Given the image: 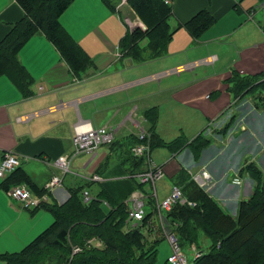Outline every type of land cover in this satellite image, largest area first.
<instances>
[{
  "label": "crops",
  "instance_id": "obj_1",
  "mask_svg": "<svg viewBox=\"0 0 264 264\" xmlns=\"http://www.w3.org/2000/svg\"><path fill=\"white\" fill-rule=\"evenodd\" d=\"M108 1L115 7L114 11L107 9L101 0H74L59 18L63 30L68 33L70 38L75 41L85 53L87 51L84 44L86 37H92L94 42L99 43V41L95 40V38L98 37V39L106 43L105 52L100 54L102 56L97 58V60L93 61L89 56L90 53H86L88 57H90L92 63L83 72V76L80 75L81 73L73 76L68 65L60 58L55 47L40 33L29 38L19 49L17 54L20 63L33 79V84L30 87L31 96L24 97L9 78L0 76V161L3 153L8 151L14 153L20 161V165L15 170V174L13 173V176H8L3 180L0 179V197L4 209L5 207L8 210L14 208V210L20 214V218L26 219L30 218V216H34V212L40 209L37 208L36 210L27 211L12 200L20 209L29 212L30 216L20 211L7 199V195H5L7 193V188L15 183L26 184L21 178L25 173L26 176L24 175V177L30 182V185H33L29 186L26 184L31 188L30 190L32 193L36 195L42 194L47 181L54 174L58 173L51 165V161L71 151V138L73 136V126L75 124L79 122L88 123L92 128H99L100 126L112 127L115 129L116 143L121 138H132L134 141V138H136L135 136L138 134L137 129H143V125L145 124H147V128L148 125L152 123V117H149L151 112H149L147 116H145V114L147 111H152L156 108L159 110L157 117L170 114L173 118L180 116L183 119L187 116V120L183 119L185 131L190 130L191 124L195 121H198L199 124H206L204 131H202V126L199 133L195 132L193 135L191 134V136L183 140L184 144H179V146L187 145V143L191 142L199 134L207 136L206 132L209 128L217 129V127H224L226 124H231L229 132H227L224 137H219L216 131L210 135V139L214 136L217 138L216 143L219 144L217 149L224 147L223 150L219 149V151L215 149L214 155L217 156L218 154V157L216 158V156H214V161L212 162L207 160V149L201 154L200 160L196 162L192 159L190 151L184 150L176 154L172 152L166 158V155L169 154L167 152L160 157V161L157 164L152 158V152L151 158L157 165L162 167L164 176L168 173L169 177H172L181 169L184 170L188 168H192V173H194L199 169L197 164H200L205 167L212 179V185L209 187L208 192L222 205L226 206L230 197H233L235 201H240L241 198H247L251 193V187L246 183L241 187L232 186L229 183L230 179L225 175L230 173L231 164L240 168L244 162H254L257 166H259V164L256 162H260L264 166V158H261L264 155V145H261V142H258L257 145L253 144L258 141L255 140L259 139L258 137L261 135H263L262 140L264 141V101H262V105L260 106H255V103H249L250 105L246 110L252 115H250L251 118L249 116L247 117L248 122L245 124L247 128H244V118V121H242L240 118L241 115L237 114V117L234 111L239 100L235 101L236 98L233 100L230 98V90L234 82L230 84L228 79L232 76L230 75V72H233L232 68L229 70L227 69L224 73L201 76L204 78L200 79L193 76L188 84L174 89H170L169 87H157L155 81L160 77H165L169 73H179L185 68L191 69L193 66L192 64L185 68L177 66V68L172 71L151 74L149 76H140L134 81L120 82L116 87L101 92H96L91 88L84 89L81 87V84L86 82V80L89 81L97 77L95 72L97 69L103 72L104 69L110 67V65L122 61V58H126L122 56V58L116 59L118 55L114 54L116 51L119 54L118 47L115 48L111 44L107 37L108 33L101 28V19L105 15V12H111L113 14L116 12L115 14H117L119 18H123L124 20L127 19L131 21L132 24L137 23V21L141 23L139 18H137L129 8L127 2L124 3L123 0ZM240 1L241 0H174L171 6L172 15L169 20L172 19L174 23L176 22L175 29L178 25L186 23L203 9L212 13L215 17V22L203 33L206 32V34H209L211 30H215L216 32L220 31V33L216 34L214 37H209L205 42L215 40L221 43L220 39L222 38L231 40L232 43L240 48L237 52L240 58L234 65L237 69L235 71L241 74V76L246 75V73L247 75H253L264 71V33L262 27H260V30L263 34L254 23H247V21L252 18L246 20L249 12H247L245 16V7L240 4ZM22 18L23 10L15 0H0V41L10 32L12 26L17 24ZM177 29L180 30L183 29V27ZM177 29L175 33L178 31ZM192 40L194 41V39ZM80 43L83 44V46H81ZM126 59L129 60L127 62L128 68L140 64L134 62L131 58ZM213 60V57H208L203 62L211 63ZM99 65H102V67H99ZM93 69L96 70L92 71ZM138 83H141L143 86L154 83L155 90L147 92L145 88L144 96L140 100H132L130 95L125 94V91L131 89L133 85ZM115 93L114 99L115 102H118L114 107L110 106V99L97 101L101 96ZM150 93L160 96L157 98L150 97ZM172 93H174L176 97L184 95V98L182 101L179 100L170 105H165L162 100L163 96ZM248 100L249 99H244V101ZM252 105L255 107L253 108L255 109L254 112L250 111ZM107 113H110V115L107 116ZM105 117L108 118L103 122L102 119ZM155 118L156 117H154V123ZM232 121L238 122V125H235ZM132 136H134V138ZM235 138H238V145H233L231 147L234 148L232 151L233 156H231V159L227 163V169L224 170V163H214L218 158L224 157L227 142ZM158 139L162 141V139ZM115 142L110 146L100 148L93 158L84 155L74 160L73 163H76V165L71 171H77L81 173V176L73 177L70 175L71 181H69L65 189L63 187L67 175L64 176L62 186L49 193V201L47 204L55 203L57 205H62L66 203L69 199V191L77 189L75 186L78 183L81 185L86 183L81 178L88 174H95L97 169L101 168L104 164V159L107 157L108 153L113 154L115 152L113 147ZM244 147H246L247 151L243 150ZM248 148L251 150L248 151ZM155 149L158 150L160 147H156ZM157 150H155V152H157ZM255 151L260 152L255 153ZM247 154L249 156L253 155V159L250 160ZM202 156H204V158H202ZM77 160H79V162H77ZM161 161H163V163H161ZM30 163H39L42 172L35 171L34 173H28L24 167ZM119 168L121 169L122 167L118 166L115 170H120ZM261 171L264 172L263 169ZM186 172L190 175L188 171ZM118 179L120 181L113 183L108 182L110 183L109 185H111L110 187L107 185L109 192L107 195L109 198L115 194V184H118L121 189L122 187L120 184L128 183V178H126V176ZM99 183L100 182H96L94 184ZM224 185L226 187L222 192V186ZM173 186L175 185L173 184ZM129 188L127 195L131 191ZM171 188L163 190L161 196L165 197ZM2 192H4V194ZM156 195L158 198L157 191ZM2 215L5 218L8 217L5 212ZM32 231L33 230H31V233ZM18 241L23 243L24 240Z\"/></svg>",
  "mask_w": 264,
  "mask_h": 264
},
{
  "label": "trees",
  "instance_id": "obj_2",
  "mask_svg": "<svg viewBox=\"0 0 264 264\" xmlns=\"http://www.w3.org/2000/svg\"><path fill=\"white\" fill-rule=\"evenodd\" d=\"M15 1L23 10V18L13 25L10 32L0 41V76L9 78L24 97L31 96L30 87L33 79L20 63L17 54L19 49L35 34L40 33L46 37L55 47L60 58L68 65L73 76L83 73L91 65L90 57L70 38L59 22L61 14L74 0ZM101 1L111 11L115 10L108 0ZM127 5L144 26L127 28L119 40L118 50L123 57L131 58L136 63L144 61L140 48L142 41H147L144 48L148 51V60L157 59L165 55L167 46L177 28H185L192 38L197 39L215 22L213 14L203 9L186 23L178 25L171 31L168 21L172 15V7L165 6L162 0H127ZM262 31L264 33V27ZM238 74L233 70L232 73L230 72L231 78L228 79L229 83L235 82V84L238 80L236 90L243 91V87L249 88V84L246 85V83L252 80L254 87H259L264 91V71L247 77L240 76V74L238 76ZM244 90L246 92L247 89ZM149 112H151L149 117H152L151 126L153 128L155 109L147 111L145 116ZM230 126L231 124L225 125L217 131V134L224 137L227 133L226 129ZM150 134V148L153 150L162 143L154 132ZM201 136L203 135L199 134L187 143L192 147L191 153L195 159L198 153L208 145L209 139ZM130 142L135 144L136 138ZM155 142L157 145L153 147ZM179 144H184L183 140H174L167 145V148L172 150ZM130 163L131 170L123 176L133 181L136 188L132 187L127 196L136 189L148 192L144 186L138 185L130 178L131 174L143 170V160L136 161L132 158ZM13 173L10 176H13ZM95 174L101 177L97 172ZM24 175L21 177L22 180L29 186H33ZM239 175H247L252 186L249 197L238 202L234 218L226 214L213 198H210L194 183L180 184L182 187H179L185 200L192 202L194 206H173L177 208L168 215L171 218L169 224L173 226L170 234L177 238L181 248L184 244H193L197 229L202 230L212 242L210 250L207 253H201L192 261V264H264V172L254 162H244ZM103 183L105 185L108 182L104 180L99 184ZM92 184L94 183L86 182L81 187L70 190L69 199L62 205L42 204L39 208L48 210L52 214L54 219L52 224L20 252L0 254L2 264L60 263L63 256L71 255L73 248H80L83 240L77 244L79 241L76 238H80L81 233L87 229L103 241L104 247L102 250L90 248L81 251V256L78 254V257L75 255L72 257L71 264H153L160 240H154L151 245H147L143 231L149 229H147V222L153 218L152 214L146 215L141 221V227L134 230L126 229V203L125 201L119 204H117L118 201L113 202L116 205L112 208L105 200V198L109 199L107 186L90 202H83L81 191L87 189L85 188L87 185ZM103 200L107 201L109 208L102 205ZM145 247L150 251V255H147Z\"/></svg>",
  "mask_w": 264,
  "mask_h": 264
},
{
  "label": "rangeland",
  "instance_id": "obj_3",
  "mask_svg": "<svg viewBox=\"0 0 264 264\" xmlns=\"http://www.w3.org/2000/svg\"><path fill=\"white\" fill-rule=\"evenodd\" d=\"M240 4H242L245 7L244 14L246 16V13L249 12L247 15L248 18H252L251 20H248L247 23L252 22L254 25L260 30V27H264V0H241ZM106 6V5H105ZM107 7V6H106ZM108 9V7H107ZM110 10V9H109ZM108 11V10H107ZM116 13V12H115ZM113 14L111 12H105V15L101 19V28L102 30H105L108 35L107 37L109 38V41L111 44L116 48L118 47V42L120 38H122L123 34L127 30V23L125 20L122 18H119L117 14ZM135 21V20H134ZM133 21V22H134ZM138 23V21H137ZM137 23H133V25H137ZM140 23V22H139ZM169 25H170V30H174V27L176 26V22L174 23L172 19L169 20ZM144 26V25H140ZM220 27V26H217ZM178 30V29H177ZM262 33V31L260 30ZM175 33V32H174ZM220 33L216 32L215 30H211L209 34L202 33L200 37L197 38H192L190 34L183 28L178 30L175 34H173L172 40L169 43L166 53L164 56H162L159 59L156 60H148V51L146 48H144L147 44V41L144 40L140 43V48H141V54L144 58V61L141 62L140 64H136V66L132 68H128L127 60L126 58H122V54L116 51L114 55H118L116 59L122 58V61H118L115 64L110 65V67L104 69L103 72L100 71V69H93L92 71L96 72L97 77L89 80L86 82H83L81 84V87L84 89H93L96 92H101L104 90H107L109 88L116 87L120 82L124 81H134L138 79L140 76H149L151 74H156V73H161V72H166V71H172L177 68V66H182L186 67L189 65H193L191 69L185 68L183 71L179 73H169L165 77H160L158 80L155 81V84L157 87H169L170 89H174L177 87H182L184 84H188L193 76H196L197 79L204 78L201 76L205 75H214L218 73H224L232 68L233 70H237L234 65L235 63L239 60L240 55L237 54L238 50L240 49L236 44L232 43L231 40L227 39H220L221 43L216 42L215 40L213 41H206L209 37H214L216 34ZM263 34V33H262ZM89 35V34H88ZM264 35V34H263ZM87 39V40H86ZM85 39V48L87 49L86 53H90V57L92 60H97V58L101 57L102 53L105 52L106 48V43L103 42L101 39L95 38L96 41H99V43H96L93 41L92 37H86ZM194 39V41L192 40ZM81 44V43H80ZM83 46V44H81ZM208 57H213L214 60L210 63L203 62L206 58ZM99 67H102V65H99ZM92 69V68H91ZM90 69V70H91ZM81 76L84 74L81 73ZM239 76V74H238ZM241 76V74H240ZM244 75V77H247ZM251 82L246 83L249 84V88H244L243 91L236 90V86L238 83V80L235 85H232L233 90L231 91L230 98L233 100L236 98L235 101L239 100V103L237 104V107L234 108L235 114L241 115V120L244 121V128H247L245 125L248 122V116L252 115L251 113L249 114L248 110L246 108L249 107V103L251 104L255 103V106H260L262 105V101H264V91L259 88V87H254L255 84H253L252 80ZM244 83V82H243ZM231 84V83H230ZM254 87V88H253ZM146 88V91L149 92L150 90H155L154 83L148 84L147 86H143L141 83L135 84L132 86L131 89H128L125 91L126 95H130L132 97L131 99H138L140 100L144 96V89ZM244 89H247L246 92ZM248 89H250L248 91ZM244 92V94H243ZM218 94V93H217ZM115 94H110V95H105L101 96L97 99V101H102V100H108L110 99L111 101L109 102L111 107L116 106L117 102H115L114 99ZM160 95L158 94H152L150 93V97H159ZM129 97V96H127ZM260 97V99H259ZM184 98V95H180L178 97L175 96L174 93L168 94L166 96H163L162 100L164 101L163 103L165 105H170L171 103L175 101H179ZM244 99H249L248 101H244ZM120 100V99H119ZM125 101V98H124ZM121 102V100H120ZM253 107L250 109V111L254 112L255 109ZM158 109H155V124L154 128H152L151 124L148 125L146 128L147 124L143 125V131H145L147 134H149L150 139L149 143L151 142V132L155 133L158 138L162 139L160 145V149H155L157 142H155L152 146L155 147L152 152V158L155 160V162L158 164L160 161V157L165 155L167 152L169 153L166 155V158L173 152V153H180L183 152L184 150L192 152V147L188 145H177L174 149L169 150L167 148V145L174 141V140H184L188 136L193 135L195 132L199 133L202 129L204 131L206 124L203 125V123L199 124L198 121H195L191 124L190 130L185 131L183 127V119L187 120V116H185L183 119L182 117L178 116L176 118H173L170 114H166L163 117H157L158 115ZM164 112V111H163ZM110 113H107V116H109ZM257 116L256 114H254ZM238 117V116H237ZM108 117H105L102 119L104 122ZM244 118V120H243ZM251 118V117H250ZM143 120V119H142ZM203 120V119H202ZM234 122V121H232ZM235 125H238V122H234ZM101 127V126H100ZM225 127V126H224ZM231 127V126H230ZM230 129V128H229ZM229 129H226L227 132H229ZM137 132L139 133V130L137 129ZM136 132V133H137ZM227 134V133H226ZM225 134V135H226ZM241 135V134H240ZM134 138V136H132ZM204 138L203 136H201ZM219 137H221L219 135ZM259 139H256L254 145L258 144V142H261V145H264L263 135L258 137ZM119 139V138H118ZM208 140V145L204 147V149L198 153V156H196V159L192 157L193 160L196 162L197 160L199 161L201 158V154L207 149L208 152V158L210 162L214 161V155L215 154V149L219 151V144L216 143L217 138L215 136L210 139V136L207 138ZM188 140V139H187ZM238 138L231 139L227 142V146L225 149L224 157L223 158H218L214 164L216 163H224V166L220 165L221 167H224V170L227 169V163L231 159V156H233L232 151L234 148H231L233 145H238L237 144ZM130 141H133V139H128V138H121L118 140V142L113 145L115 152L108 153L107 157L104 159V164L102 165L101 168L97 169V174L100 175L106 182H117L119 179L123 177V175L127 174L128 171L131 170V157L128 154V148L132 143ZM198 145V144H197ZM252 145V146H254ZM179 147V149H178ZM178 149V150H177ZM243 150H246V147L243 148ZM251 149L248 148V151ZM260 151H255V153H258ZM197 155V153H196ZM248 158L251 160L253 159V155L249 156L247 154ZM218 157V154L216 158ZM204 158V156H202ZM264 158V155L261 157ZM79 162V160H77ZM163 163V161H161ZM259 164L258 168L264 170V166L260 162H256ZM76 163H73L70 171L72 168H74ZM199 166V169L195 172V175H189L185 170L178 171L176 175H173L172 177H169L168 173L165 174L164 178L159 181L156 184V191L158 193V199L161 200V196L163 190H166L168 188H171L173 184L180 189L182 185L185 182L189 183L192 182L195 185H197L199 188L203 189V191L210 196V198H213L215 202L223 209V211L226 212L231 217L236 216V201L233 197H230V200L228 201V204L226 206L222 205L221 203L218 202L217 199H215L211 193L208 192L207 189L200 187L202 185L201 181H197L195 178L196 175H198L201 171L205 170V167H203L200 164H197ZM124 167L123 169L119 168L120 170H115L116 167ZM202 166V167H201ZM230 168H234V164L230 165ZM25 170H27L28 173H34L36 172H42L40 170V164L39 163H30L24 167ZM71 181L70 179V174H67V177L65 178L64 181V189L66 185ZM128 183H122L120 186L122 187L121 189L119 188L118 184H115L114 186V196L111 198H105V200L108 201L109 205L113 208L115 207L116 203H124V201H127L131 195V192L129 196H127L128 188L131 190L132 187L134 189L136 188L135 183L131 180H127ZM1 182V180H0ZM110 183H107L104 185L103 184H92L91 186L85 187V191H87L90 196L93 198L98 192L103 191V188L109 185ZM12 186H15L12 185ZM10 186V187H12ZM109 185L108 187H110ZM180 186V187H179ZM8 187V188H10ZM76 188L81 187V184L78 183ZM226 186H222V192L224 191V188ZM248 187V185H247ZM148 186H144V189L146 190ZM181 194H182V200L177 204V206L180 205H187L188 207H191L188 205V203L185 201V197L183 196V192L180 189ZM4 194V192H2ZM6 193V192H5ZM45 191L43 192V194ZM147 196V198L150 197V192H144ZM7 195V199L10 201L12 205H14L17 209L20 211L24 212L28 216H30L29 212L24 211L18 207V205L14 202H12L11 198ZM42 195V194H41ZM127 196V198H126ZM245 196V195H244ZM248 198V197H247ZM151 199V198H150ZM103 200L102 205L105 207L109 208V205L107 201ZM242 200V198H241ZM239 201H237L238 204ZM150 207L153 206V200L149 201ZM127 208V206H126ZM177 208V207H176ZM175 207L171 208L168 211H165L163 213L158 212V215L152 211L150 214H152L153 218H150L147 222V229L148 230H143L144 231V237H145V242L147 245H151L154 240H160L157 244V255L156 259L153 264H168L167 263V258L171 254V247L170 244L167 240V236L172 233L173 226H170L169 224V219L168 215L175 211ZM4 212L8 215L7 218H5L2 214ZM34 216H30V218H20L19 213L14 210H8L6 207L4 209V205L2 203L1 197H0V254H14L20 252L25 246H27L36 236H38L42 231H44L47 227H49L52 222H53V216L52 214L45 209H39L37 212H34ZM159 219H158V217ZM32 217V218H31ZM127 216L125 219V224H126V229H135L138 227H141V222L137 224H133L127 220ZM146 229V227L144 228ZM31 230L32 233H31ZM28 234V235H27ZM162 234V235H161ZM18 240H24L23 243H20ZM77 241H79L77 244L81 243L82 240L83 242L79 245L80 246V252L74 254L75 257H78L79 255H82V252L84 250L93 248L96 250H102L103 249V241L96 237L94 233L90 230L87 229L83 231L80 235V238H76ZM73 241V240H72ZM84 245L82 246V244ZM212 246V242L210 239H208L202 230L197 229L196 230V237L193 242V244H184L181 248V253L183 257L186 259V261L190 264L193 259H194V254L195 251L199 253H207ZM148 248L145 247V250L147 251V255H150V251L147 250ZM82 251V252H81ZM79 254V255H78ZM74 255H65L63 256L62 260H60V263L57 264H71L70 260ZM0 264L2 262L0 261Z\"/></svg>",
  "mask_w": 264,
  "mask_h": 264
},
{
  "label": "built area",
  "instance_id": "obj_4",
  "mask_svg": "<svg viewBox=\"0 0 264 264\" xmlns=\"http://www.w3.org/2000/svg\"><path fill=\"white\" fill-rule=\"evenodd\" d=\"M174 0H162L165 6L171 7ZM124 3L127 0H123ZM129 29L134 26L131 21L125 19ZM141 24L139 23L138 26ZM227 125V124H226ZM223 127H217V129H206L207 136L203 135L204 138H208L213 132L221 130ZM211 130V132H210ZM218 135V134H217ZM219 136V135H218ZM150 136L143 129L139 130L136 135V143L132 144L128 148L129 155L134 160H143V170L141 172H135L130 175L140 186H148V192H150V197L147 198L142 190H134L129 199L125 201L127 206V220L133 224L140 223L147 214L154 211L157 215L158 212H165L170 210L174 205H177L182 200V194L179 188L173 186L168 194L161 200L157 198L155 184L161 180L164 176L162 167L157 165L151 158L152 149L149 143ZM115 141V129L112 127H99L92 128L88 123H77L73 126V136L71 138L72 147L71 151L57 159L51 161V165L57 170V174H54L45 184L44 191L42 195H36L32 193L30 188L25 184H19L7 188V194L11 200L19 204V206L24 210H35L39 208L42 204H47L49 201V193L54 189L60 188L62 186L63 177L67 174L73 177L81 176L77 171H70L71 165L74 160L78 157L88 155L91 158L95 157L98 150L105 146H110ZM193 159V157H192ZM20 165L19 158L16 157L11 151L4 152L0 161V179L3 180L10 176ZM183 170V169H182ZM190 173V175H195L192 173V168L184 169ZM241 167L230 168V173L226 174L232 186L241 187L244 183L251 187V180L247 175H239ZM197 181H201L202 185L200 187L209 189L212 185V179L209 172L205 169L195 176ZM81 179L87 183L103 182L104 179L97 176L96 174H88L83 176ZM82 199L84 203L90 202L93 198L90 194L83 189L81 191ZM249 197V195H248ZM151 198V199H150ZM216 199V198H215ZM153 200V206L150 207L149 201ZM186 201V200H185ZM238 201V200H237ZM237 201L235 202L237 205ZM189 206L193 207L192 202H188ZM219 202V201H218ZM220 203V202H219ZM159 216V215H158ZM157 216V217H158ZM159 219V217H158ZM167 240L171 247V254L167 258L168 264H189L181 253V247L178 244L177 238L173 234L167 236ZM80 252V248H73L71 255ZM201 253L196 252L194 254V259L200 256ZM193 259V260H194ZM192 264V262L190 263Z\"/></svg>",
  "mask_w": 264,
  "mask_h": 264
},
{
  "label": "water",
  "instance_id": "obj_5",
  "mask_svg": "<svg viewBox=\"0 0 264 264\" xmlns=\"http://www.w3.org/2000/svg\"><path fill=\"white\" fill-rule=\"evenodd\" d=\"M137 27H139L138 25H136V27L135 28H137ZM145 29V28H144Z\"/></svg>",
  "mask_w": 264,
  "mask_h": 264
}]
</instances>
